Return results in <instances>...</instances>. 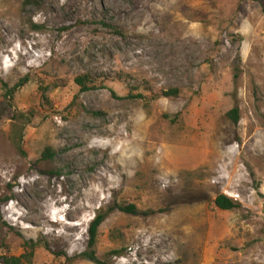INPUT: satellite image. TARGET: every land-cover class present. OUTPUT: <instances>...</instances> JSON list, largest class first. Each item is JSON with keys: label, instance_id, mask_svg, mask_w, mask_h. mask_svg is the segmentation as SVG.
<instances>
[{"label": "rangeland", "instance_id": "1", "mask_svg": "<svg viewBox=\"0 0 264 264\" xmlns=\"http://www.w3.org/2000/svg\"><path fill=\"white\" fill-rule=\"evenodd\" d=\"M90 251L264 264V0H0V256Z\"/></svg>", "mask_w": 264, "mask_h": 264}, {"label": "trees", "instance_id": "2", "mask_svg": "<svg viewBox=\"0 0 264 264\" xmlns=\"http://www.w3.org/2000/svg\"><path fill=\"white\" fill-rule=\"evenodd\" d=\"M27 1H30V0H27ZM88 80H90V78L87 76H80L76 79L77 84L79 86H81V90H90L92 88L86 84L88 82ZM23 82L24 81H21L16 86L17 87L22 86ZM178 93H179L178 88H170L168 90H163L161 92V95L167 96V97L168 96H177ZM144 97L145 96L141 93H138V94L130 93L129 94V98H132V99H142ZM94 113L96 114L97 112H94ZM227 117L231 118L235 123H238V121L240 119L239 108L234 107L233 109H231L227 113ZM46 152H49V150L47 149ZM215 204L218 208H220L222 210H233V209L240 208V206H241V204L239 202L234 201L233 199L227 197L224 194H220L216 197ZM118 208L122 211L127 212V213H135L137 207L135 205L131 204L128 206L119 205ZM106 216H107V213H102V214L100 213L91 222L90 239H89V245L91 247H94L97 243L98 229H99L100 225L103 223V221L105 220ZM32 248H33V246H32ZM84 255H86L90 260L94 261L97 264H107L105 261H102L100 258L97 257L95 251L86 252V253H84ZM24 258H27V254H24L21 256H0V264H24L23 263Z\"/></svg>", "mask_w": 264, "mask_h": 264}]
</instances>
